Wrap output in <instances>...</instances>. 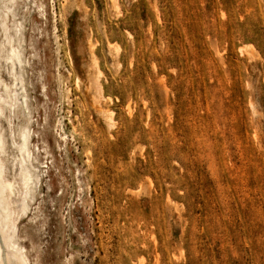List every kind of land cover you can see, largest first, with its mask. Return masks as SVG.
I'll return each instance as SVG.
<instances>
[{
	"label": "rangeland",
	"instance_id": "1",
	"mask_svg": "<svg viewBox=\"0 0 264 264\" xmlns=\"http://www.w3.org/2000/svg\"><path fill=\"white\" fill-rule=\"evenodd\" d=\"M13 12L6 134L32 136L43 173L19 224L31 261L264 264V0Z\"/></svg>",
	"mask_w": 264,
	"mask_h": 264
},
{
	"label": "bare ground",
	"instance_id": "2",
	"mask_svg": "<svg viewBox=\"0 0 264 264\" xmlns=\"http://www.w3.org/2000/svg\"><path fill=\"white\" fill-rule=\"evenodd\" d=\"M15 1L0 0V264H35L31 261L29 250L21 244L19 224L30 208L43 173L38 157L31 149L32 136L28 133L18 134L19 141L13 138L9 143L6 134V128L11 125L6 113L8 107L16 104L13 87L17 78L13 58L22 62L15 46V36L11 34ZM7 61L11 65L7 72L9 80L5 81L3 64ZM93 63L97 65V62ZM98 71L101 74L99 68ZM90 89L94 96L102 97L103 88L97 77H93ZM112 113L111 110L104 112L110 124ZM7 159L12 161L11 167L7 166Z\"/></svg>",
	"mask_w": 264,
	"mask_h": 264
}]
</instances>
